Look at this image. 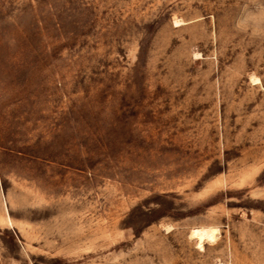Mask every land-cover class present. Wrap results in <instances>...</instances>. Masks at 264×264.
<instances>
[{"label":"rangeland","instance_id":"374dc122","mask_svg":"<svg viewBox=\"0 0 264 264\" xmlns=\"http://www.w3.org/2000/svg\"><path fill=\"white\" fill-rule=\"evenodd\" d=\"M0 264H264V0H0Z\"/></svg>","mask_w":264,"mask_h":264},{"label":"bare ground","instance_id":"6f19581e","mask_svg":"<svg viewBox=\"0 0 264 264\" xmlns=\"http://www.w3.org/2000/svg\"><path fill=\"white\" fill-rule=\"evenodd\" d=\"M219 230L220 229H218L216 226L194 227L190 231V238H194L195 241L200 245H204L205 243H215V240L218 238L217 236L219 234Z\"/></svg>","mask_w":264,"mask_h":264}]
</instances>
